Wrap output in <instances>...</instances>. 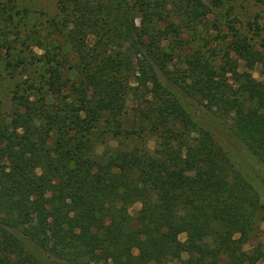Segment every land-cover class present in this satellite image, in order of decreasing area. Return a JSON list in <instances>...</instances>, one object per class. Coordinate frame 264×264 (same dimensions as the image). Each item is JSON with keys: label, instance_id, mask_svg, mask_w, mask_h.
Wrapping results in <instances>:
<instances>
[{"label": "trees", "instance_id": "obj_1", "mask_svg": "<svg viewBox=\"0 0 264 264\" xmlns=\"http://www.w3.org/2000/svg\"><path fill=\"white\" fill-rule=\"evenodd\" d=\"M226 1L56 0L47 35L24 36L42 54L10 66L45 72L0 114V264H264V29L229 6L216 50L202 32ZM29 14L0 0L6 54ZM145 134L153 151L124 147Z\"/></svg>", "mask_w": 264, "mask_h": 264}, {"label": "rangeland", "instance_id": "obj_2", "mask_svg": "<svg viewBox=\"0 0 264 264\" xmlns=\"http://www.w3.org/2000/svg\"><path fill=\"white\" fill-rule=\"evenodd\" d=\"M204 3L208 4L209 0H202ZM19 8H26L29 10V16L21 22L19 29L21 30L20 40H14L11 45V50H8L9 54H6L5 48H0V114L6 116L10 112L11 102L10 99L13 97V92L17 87L21 89L24 88L29 83L38 84L40 81V76L44 74V68L37 65H26L25 68L17 67L13 68L10 66L9 62L12 64L19 58H23L26 61H30L31 56L38 57L42 54V50L36 46L33 41H25V35L30 33H40V37L43 38L48 33V21L57 16V7L56 0H15ZM231 6L232 10L230 12V17L233 18V24L237 27L243 34L251 36V33L248 30L247 24L249 22L257 21L259 26L264 29V5L257 0H231L226 1L224 5L217 10H213V13L208 17L210 23L217 22L220 24L221 33L217 35V32H206L203 30L202 34L207 36V39L211 38L212 47L216 46V50L220 47L217 44L221 40L222 34L227 32L226 26V10ZM229 17V18H230ZM212 37H216V40H213ZM260 39L264 40V30L261 31V37L255 38L254 42L259 44ZM25 41V44L22 42ZM181 65L179 63L176 66L170 69H180ZM243 63L239 62V71H243ZM262 68L256 66L252 71L251 75L254 79L260 81L263 79ZM65 76L70 80L74 81L75 77L69 71L65 72ZM76 86H79V81L76 82ZM87 86H79L78 94L80 97H86L89 99L91 94L87 89ZM71 99V98H70ZM138 101L133 97L129 98L126 105V112L120 118L122 122L123 130H130L131 125L134 121L135 108L138 107ZM213 126V122L211 123ZM215 128H218V123L215 125ZM130 140L122 141L125 148L133 147H144L148 151H153L156 147V139L154 136L149 134L143 135V138H138L137 136H131ZM120 140L109 139L107 147L116 148ZM52 196L46 194L44 199H50ZM140 205L135 204L130 208V214L135 215L139 210ZM263 225H258L257 237L254 238V241H251L250 245H254L258 240H262ZM181 241L185 240V235H181ZM248 249V246L245 247ZM136 254L137 252L134 251ZM196 260V257L190 253H182L178 258L165 262L163 264H192Z\"/></svg>", "mask_w": 264, "mask_h": 264}]
</instances>
